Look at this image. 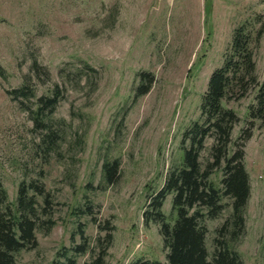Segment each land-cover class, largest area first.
Listing matches in <instances>:
<instances>
[{"label": "rangeland", "instance_id": "374dc122", "mask_svg": "<svg viewBox=\"0 0 264 264\" xmlns=\"http://www.w3.org/2000/svg\"><path fill=\"white\" fill-rule=\"evenodd\" d=\"M261 14L264 0H0V179L14 210L24 180H38L51 194L47 206L39 198L38 245L18 252L16 264L64 259L84 241L80 224L89 248L68 254L80 263L105 246L112 225L105 264L167 262L160 224L144 221L148 197L182 165L184 132L201 119L210 75L223 64L235 28ZM255 60L262 82L264 35ZM141 72L154 82L137 97ZM24 86L27 96L13 98L10 91ZM56 90V107L38 126L40 99ZM257 90L224 101L241 119L229 155ZM214 143L206 140L203 167L213 160ZM244 148L251 183L245 229L237 239L220 230L232 213L225 196V210L204 220L206 243L211 257L219 239L244 264H264V120ZM115 159L120 177L109 184L104 163ZM222 177L216 169L211 180L221 187ZM173 196L163 206L172 223ZM89 206L92 214L85 213Z\"/></svg>", "mask_w": 264, "mask_h": 264}, {"label": "trees", "instance_id": "16d2710c", "mask_svg": "<svg viewBox=\"0 0 264 264\" xmlns=\"http://www.w3.org/2000/svg\"><path fill=\"white\" fill-rule=\"evenodd\" d=\"M263 17L261 14L235 28L232 41L225 50L223 64L210 75L202 99L201 119L184 132L182 165L170 168L161 188L148 197L144 221L146 224H160V233L167 248V262L138 258L126 264H244L240 253L219 239L210 256L206 243L208 229L204 220L206 217L216 218L225 210L227 204L223 202V197L227 196L232 199V213L220 230L231 229L232 236L237 239L245 229V209L251 195V183L245 165L244 146L252 137L256 122L264 120V80H258L255 60V50L264 35ZM140 78L142 83L137 88V97L149 92L154 82V75L150 72H141ZM253 87H258L255 103L249 106L246 126L242 128L229 155L232 132L241 119L233 108L225 106L224 101L241 99ZM26 88L12 90L10 94L19 99L27 96ZM57 90L51 97H41L35 116L38 126L44 116L53 113L60 98ZM209 137L215 139L211 148L213 160L203 167L201 152ZM119 167L117 159L104 163V174L109 184L119 179ZM216 169L223 171L221 187L211 180ZM170 194L174 195L172 207L177 213L174 223L168 221L163 211L164 202ZM40 197L46 206L50 204L51 194L43 183L24 180L19 186L14 210L8 204V194L0 179V264H16L18 252L38 245L36 231L44 223ZM46 206H43V211ZM85 213L92 214V207L89 206ZM99 228L103 230L106 227L99 225ZM114 229L113 225L109 227L107 242L97 255L90 261L80 263L75 256L68 255L72 249L75 254H82L89 248L84 227L80 224L84 241L66 250L64 259L57 258L51 264H105Z\"/></svg>", "mask_w": 264, "mask_h": 264}]
</instances>
